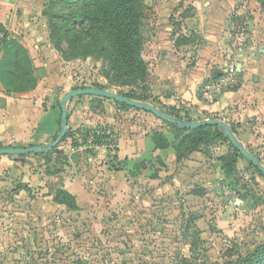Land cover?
I'll return each mask as SVG.
<instances>
[{"label":"rangeland","instance_id":"rangeland-1","mask_svg":"<svg viewBox=\"0 0 264 264\" xmlns=\"http://www.w3.org/2000/svg\"><path fill=\"white\" fill-rule=\"evenodd\" d=\"M66 1L22 0L23 16L31 25L29 29L22 27V34L13 37L28 51L33 50L38 84L21 94L30 93L31 101H36L30 107L31 126L11 142H0L2 147L50 144L61 122L54 132L36 128L37 122L54 109L60 113V101L68 92L106 84L104 89L118 94L131 92L172 118L225 121L238 141L264 165V116L255 115L256 95L242 99L221 115L201 109L224 92L238 88L240 79L238 85L228 86V64L243 67L258 57L264 46V0H240L231 19L226 18L231 26L223 29L226 39L213 61L222 65L220 76L201 87L197 103L187 102L169 89L168 68L158 59L157 25L171 6H183L179 0L177 4V0H141L145 13L143 58L148 76L145 82L130 86L109 84L113 77L104 56L73 58L64 41L62 51L56 48L53 32L57 29L51 19L69 11ZM181 14L174 19L178 30L184 25L183 19L193 17L194 9L185 7ZM197 19L199 28L177 37L180 49L176 58L184 63L182 68L186 62L194 63L205 41L203 23ZM76 29L86 31L82 25ZM31 32H37L39 38L32 39ZM45 42L36 47L43 52L34 48ZM41 58L49 67L39 78ZM54 62L61 64L59 76L70 80L66 89L48 87L54 77L50 71ZM263 87L264 83L262 101ZM71 103H75L71 108L80 112L71 127L68 124L71 138H65L48 154L0 156V264H238L241 258L264 250V177L235 153L228 139L215 138V128L199 152L180 155L177 148L182 136L149 112L95 96L77 97ZM86 121L111 131L114 146L111 153L82 149V159L75 163L70 160L69 151H77L71 149V139L84 135L88 128L82 129L79 124ZM125 125L135 133L141 127L140 132L151 137L161 133L169 147H154L150 159L127 164L117 156V135ZM143 141L140 147L146 152L144 137ZM60 189L76 197L78 210L55 201Z\"/></svg>","mask_w":264,"mask_h":264},{"label":"crops","instance_id":"crops-1","mask_svg":"<svg viewBox=\"0 0 264 264\" xmlns=\"http://www.w3.org/2000/svg\"><path fill=\"white\" fill-rule=\"evenodd\" d=\"M180 2L183 6H180L179 4L178 6H171L170 9L164 14L165 17L162 22L157 25L156 29L160 31L157 36V41L159 43L158 59L163 66L168 68V71H166V76L169 89L183 100L191 103H197V95L201 87L205 84L204 82L213 74L217 77L220 75L222 65L220 62H214L213 64V61L216 60L218 54L221 53L222 47L224 45V39H226L225 34H223V29H229L231 26V22L226 21V18L231 19L230 17L239 8L240 0H179V3ZM202 2L203 5L201 8ZM174 3L177 4L178 0ZM185 7L193 8L194 15L193 17L189 16L188 18L186 17L183 19L185 21L181 24L184 25L180 27V30H178L174 19L183 15L181 12ZM22 8L24 9V5L22 7V0H0V23L7 28L12 37L15 36V34H22V27L29 29L31 25L29 21H27V18L23 16L24 11ZM203 12L206 14H203ZM197 18H200L199 22L201 25L203 23L205 41L200 47L197 56L194 58V63L190 65L189 62H186L184 68H182L184 63L179 62L176 58V55L179 53L180 49L179 46L176 45L178 41L177 37H179L180 34L187 35L188 31V33L191 34L193 30L199 28L200 25L196 27V25H198ZM180 20L182 19H179V22ZM209 21L210 24L208 23ZM30 35L32 39L39 38V34L37 32H31ZM24 42H27V39H24ZM45 44L46 42L39 43L34 48L44 46ZM36 50L38 51L37 48ZM42 50L39 49L38 52L41 53L43 52ZM32 51L33 50L30 49L29 53L33 58L34 56ZM3 54L4 53L1 54L0 60L3 58ZM252 57H255L254 53ZM254 59L255 60H253L252 63H248L247 65L243 66V82H240V85L235 91H226L214 106H203L201 109L203 111L221 115L229 110L231 106L237 105L242 99L248 98V96L254 94V96L256 95V98L258 99L255 106V115L264 116V101H262L261 97V86H263L264 83V46L260 48L258 57ZM41 60L42 63L39 64L40 69L37 72L39 78L46 72L45 68L49 67V64L46 63V61L43 62L42 58ZM54 64H59L60 66L61 64L58 62L50 64V71L53 72L55 77L56 73L54 71ZM54 77H52V79ZM52 79L48 84V87L51 85ZM67 86L64 89H66ZM29 96L30 93L19 95H15V93H9L6 87L0 82V142H11V140H14V137L16 138L18 133L21 134V130H25L26 126H31V108L33 107V105L31 106V103L33 101H31V96ZM78 98L80 99L81 97ZM35 101L36 100L34 99V102ZM71 102L72 101H70L68 104V124L70 127L73 120L77 119V113H80L78 109L74 110L71 108V106H73L71 104H75ZM52 106L54 108V105ZM58 112V109H54V111H51L45 119L42 121L39 120L35 127L43 129L46 128V130L51 132L57 131L58 121L60 118V113ZM106 123L109 124V126L112 124L108 120ZM82 124L84 123L79 124V127L82 129H98L100 125L99 123H90V121H86L84 125ZM101 125H103V123H101ZM122 129L124 130H120L119 134L117 135V156L119 158H123V161L127 164L132 162V160L140 161L144 159H150L152 154L151 152L155 147L152 137L147 133L146 135L141 133V127H137L139 132L136 133L132 131L131 126L128 125H125L122 127ZM143 137L148 144L146 152L140 147V142H142V145L144 143ZM74 140L79 144V146L74 149L77 150L76 153L79 156V161L82 159L79 153V151L82 149L92 148L101 153H111V150H109L107 146H96L93 141H91V139H88L86 142L82 141L83 135L80 136V134H77V137ZM72 142L73 140L71 141V149H73ZM150 142H152V145ZM69 154L71 155L72 151H69Z\"/></svg>","mask_w":264,"mask_h":264},{"label":"trees","instance_id":"trees-1","mask_svg":"<svg viewBox=\"0 0 264 264\" xmlns=\"http://www.w3.org/2000/svg\"><path fill=\"white\" fill-rule=\"evenodd\" d=\"M66 5H69L67 13L60 14L58 17L54 16V21L51 19L53 27L57 29L53 32V36L57 38L58 50L62 51L61 44L64 41L71 49L73 58H87L94 54L104 56L110 63L111 77H113V83H108L113 86H130L145 82L148 73L143 58L145 13L141 0H67ZM77 25H82L86 31L79 32L76 29ZM2 53L4 56L0 60V82L8 92L21 94L34 90L38 79L34 76L33 59L29 51L7 33L1 43L0 56ZM105 87L106 84L101 86L102 89ZM119 94L139 102L146 101V99L134 97L131 92ZM122 106L131 108L124 104ZM60 122L61 112L59 124ZM169 125L182 136L177 148L180 155L185 151L199 152L200 146L207 144L210 140L213 128L216 130L215 138L227 139L213 126L181 130L177 126ZM104 129L108 130L106 128L86 129L83 141L92 139L96 146H107L111 150L114 146L112 133L97 135L98 131ZM65 138H71L70 134H67ZM72 140V148L75 149L79 144ZM152 140L157 149L169 147V141L161 133L152 134ZM0 148H3L1 144ZM234 151L239 154L235 148ZM63 159L67 160L69 157ZM115 159L117 160L116 156ZM221 161L226 162L227 159L222 158ZM250 164L252 165L251 162ZM139 166L136 165V167ZM253 168L264 177L259 169ZM55 201L65 204L71 210L79 209L76 197L66 189L57 191ZM263 262L264 250H261L241 258L238 264H262Z\"/></svg>","mask_w":264,"mask_h":264},{"label":"water","instance_id":"water-1","mask_svg":"<svg viewBox=\"0 0 264 264\" xmlns=\"http://www.w3.org/2000/svg\"><path fill=\"white\" fill-rule=\"evenodd\" d=\"M55 67L54 71L56 73L55 77L52 79V83L49 86L51 89H64L70 82V80L63 79L59 76V73L61 71V66L59 64H54ZM242 66H238L237 72L238 77L240 81L243 80V73H242ZM220 76V75H219ZM218 76V77H219ZM216 75H212L209 79H207L204 83H208L211 80H215L218 78ZM82 96H95V97H101L109 100H113L119 104L127 105L131 108L143 110L146 112H149L153 114L154 116L158 117L160 120L169 123L171 125L177 126L181 130H194L198 129L200 127L205 126H216L221 129L223 135L230 141L232 146L249 162L252 163L254 167L259 169V171L264 175V165L260 163L259 159L247 151V149L238 141V139L235 137L233 130L231 129L230 125L227 124L225 121L220 119H207L202 121H184L177 118H172L165 113L159 111L155 106L139 102L136 100H133L131 98L125 97L123 95H120L118 93L109 91L107 89L102 88H81V89H75L67 94H65L61 101H60V109H61V126L60 131L54 141H52L48 145H38V146H32V147H3L0 148V156H7V155H31V154H48L51 151H53L55 148L59 146L65 139L69 127V115H68V104L70 101H72L74 98L82 97ZM216 103L211 104L210 106H214ZM70 160L78 163L79 162V156L76 152L72 153L70 155Z\"/></svg>","mask_w":264,"mask_h":264},{"label":"built area","instance_id":"built-area-1","mask_svg":"<svg viewBox=\"0 0 264 264\" xmlns=\"http://www.w3.org/2000/svg\"><path fill=\"white\" fill-rule=\"evenodd\" d=\"M7 33H9L8 30H7V28L3 24L0 23V48H1L2 41L7 36ZM237 68H238V66L236 64H234V63H230V64H228L226 66L225 73L229 76V85L228 86H230V87L238 85L239 78H238ZM209 83L205 84L204 86L206 87L207 85H209ZM110 134H111V131L105 130V129L104 130H100V131L97 132V135H101V136H103V135H110ZM91 141H93V140L91 139Z\"/></svg>","mask_w":264,"mask_h":264},{"label":"flooded vegetation","instance_id":"flooded-vegetation-1","mask_svg":"<svg viewBox=\"0 0 264 264\" xmlns=\"http://www.w3.org/2000/svg\"><path fill=\"white\" fill-rule=\"evenodd\" d=\"M240 82H243V80H242V81H240ZM208 83H209V82H208ZM206 84H207V83H206ZM204 85H205V84H204ZM204 85H203V86H204ZM224 93H225V92H224ZM224 93H223V94H224ZM221 96H222V95H221ZM221 96H220V97H221ZM218 100H219V99H218ZM218 100H217V101H218ZM217 101H216L215 103H217Z\"/></svg>","mask_w":264,"mask_h":264}]
</instances>
